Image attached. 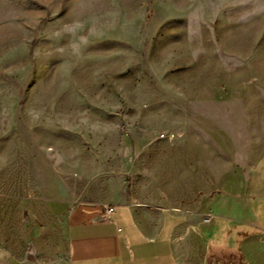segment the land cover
Listing matches in <instances>:
<instances>
[{
  "label": "rangeland",
  "instance_id": "374dc122",
  "mask_svg": "<svg viewBox=\"0 0 264 264\" xmlns=\"http://www.w3.org/2000/svg\"><path fill=\"white\" fill-rule=\"evenodd\" d=\"M203 95L244 98L264 145V0H0V194L130 187L132 134L173 139Z\"/></svg>",
  "mask_w": 264,
  "mask_h": 264
},
{
  "label": "crops",
  "instance_id": "0c3cea01",
  "mask_svg": "<svg viewBox=\"0 0 264 264\" xmlns=\"http://www.w3.org/2000/svg\"><path fill=\"white\" fill-rule=\"evenodd\" d=\"M184 100L173 139L132 134L130 187L94 173L45 211L0 194V264H264V145L245 132L244 98Z\"/></svg>",
  "mask_w": 264,
  "mask_h": 264
},
{
  "label": "built area",
  "instance_id": "2783aa9c",
  "mask_svg": "<svg viewBox=\"0 0 264 264\" xmlns=\"http://www.w3.org/2000/svg\"><path fill=\"white\" fill-rule=\"evenodd\" d=\"M161 138H165V136L162 135ZM113 212H114V207H113V206H107V207L105 208L104 218L110 220V219L112 218V214H113ZM208 221H209V220L206 219V222H208Z\"/></svg>",
  "mask_w": 264,
  "mask_h": 264
},
{
  "label": "trees",
  "instance_id": "16d2710c",
  "mask_svg": "<svg viewBox=\"0 0 264 264\" xmlns=\"http://www.w3.org/2000/svg\"><path fill=\"white\" fill-rule=\"evenodd\" d=\"M34 248H35V245H34V242L32 240L31 243H30V246H29V251L30 252L34 251Z\"/></svg>",
  "mask_w": 264,
  "mask_h": 264
}]
</instances>
